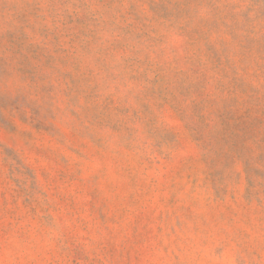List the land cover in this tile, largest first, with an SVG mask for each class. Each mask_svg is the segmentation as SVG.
Returning <instances> with one entry per match:
<instances>
[{
	"label": "rangeland",
	"instance_id": "374dc122",
	"mask_svg": "<svg viewBox=\"0 0 264 264\" xmlns=\"http://www.w3.org/2000/svg\"><path fill=\"white\" fill-rule=\"evenodd\" d=\"M0 264H264V0H0Z\"/></svg>",
	"mask_w": 264,
	"mask_h": 264
}]
</instances>
